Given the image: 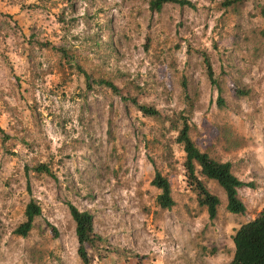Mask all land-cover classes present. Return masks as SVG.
<instances>
[{
    "label": "rangeland",
    "instance_id": "rangeland-1",
    "mask_svg": "<svg viewBox=\"0 0 264 264\" xmlns=\"http://www.w3.org/2000/svg\"><path fill=\"white\" fill-rule=\"evenodd\" d=\"M151 1L0 0V264H83L68 204L89 212L103 239L88 249L91 264H228L235 231L264 208V0L160 12ZM180 115L202 152L251 184L238 190L244 214L226 210L213 182L216 218L197 205L176 142ZM41 164L52 175L35 172ZM157 171L170 210L156 204ZM30 201L42 213L20 237Z\"/></svg>",
    "mask_w": 264,
    "mask_h": 264
},
{
    "label": "trees",
    "instance_id": "trees-1",
    "mask_svg": "<svg viewBox=\"0 0 264 264\" xmlns=\"http://www.w3.org/2000/svg\"><path fill=\"white\" fill-rule=\"evenodd\" d=\"M166 4H177L181 7H193L187 0H152L150 11L160 12ZM47 46V44H44ZM64 58L68 51L61 48L52 47ZM207 63L208 78L212 84L216 83L210 64ZM79 71V66L76 67ZM83 73V72H81ZM86 77L87 86L89 77ZM105 85L114 94L120 95V90L111 82L101 80L98 82ZM244 95L243 91H237ZM123 101H131L133 105L143 114V116L160 118V113L153 107L139 105L134 99L122 96ZM220 105L222 98H218ZM179 125L175 127L177 131L176 142L181 145L184 152L182 163L183 177L187 189L194 194L197 205L204 208L208 218L214 220L217 216L220 199L214 195L207 187L208 182L217 184L226 196V210L234 215H242L245 206L238 197V190L250 187L251 184L240 181L232 172V165L229 162H221L212 158L207 152H202L190 138V123L187 117L180 115ZM0 133L3 131L0 129ZM39 174L52 175L47 165L41 164L34 168ZM151 185L159 190L156 197V204L164 210H170L175 205L172 197L171 185L168 179L158 171L155 172ZM69 213L75 223V234L78 242V256L83 264H91L94 257L89 256L88 249L96 250L101 245L103 239L94 232L93 216L87 211H80L72 204H68ZM41 208L34 201H30L24 211V221L15 229L14 233L20 237H27L33 229L35 219L41 216ZM234 253L228 264H264V208L251 221L243 224L235 231L232 237ZM105 251V250H103ZM106 252V251H105ZM97 259L103 256L99 250L96 251Z\"/></svg>",
    "mask_w": 264,
    "mask_h": 264
}]
</instances>
